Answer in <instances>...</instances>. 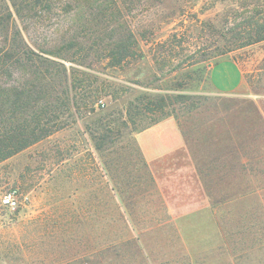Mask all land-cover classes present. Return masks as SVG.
<instances>
[{"label":"rangeland","instance_id":"1","mask_svg":"<svg viewBox=\"0 0 264 264\" xmlns=\"http://www.w3.org/2000/svg\"><path fill=\"white\" fill-rule=\"evenodd\" d=\"M38 1L0 0V72L13 49L28 45L64 62L69 81L77 68L84 86L53 121L60 130L0 163V264H264V40L229 49L233 36L223 28L244 0ZM128 33L142 53L110 67L103 43ZM192 52L200 60L193 66ZM224 58L244 70L232 96L197 71ZM11 64L14 76L3 83L21 74ZM104 85L102 109L87 111L84 99ZM158 92L198 96L176 102L177 117L162 121L175 118L185 132L199 179L189 183L200 191L184 180L160 188L153 174L136 181L117 169L134 152L127 132L138 128L137 140L152 113L119 130L110 156L117 174H104L97 124ZM13 190L15 208L3 201ZM119 212L125 220L114 222Z\"/></svg>","mask_w":264,"mask_h":264},{"label":"trees","instance_id":"2","mask_svg":"<svg viewBox=\"0 0 264 264\" xmlns=\"http://www.w3.org/2000/svg\"><path fill=\"white\" fill-rule=\"evenodd\" d=\"M36 1V3H40V1ZM239 5L241 10L238 8L237 13L233 14L231 20L223 27H228L229 33L233 36L232 41L227 44L229 49L245 47L264 40V0H244ZM101 50L105 52L104 57L109 59L110 67L121 64L124 59L130 56L142 53L139 39L133 33L122 35L116 39L111 37L109 42L103 43ZM46 53L69 59L55 52ZM194 56L195 54L192 52L191 58H188V61H196L190 63L192 66L200 62ZM9 61L13 62L11 65H15V69H19L21 74L15 78L14 82L3 83V77H13L15 73V70L7 68ZM25 61L28 63L27 65L24 64ZM209 65L211 64L199 65L197 69L198 72L202 73L201 77H205L208 82H210ZM67 69L64 62L40 54L29 48L28 45L19 50L13 49L4 58V67L0 72V163L51 136L63 127V124L55 125L53 121H57L55 118H61L59 115V113H63L61 111L72 110L75 106L76 96L84 86L79 77V70L71 66V80L69 81ZM104 89H106L105 85L103 89L100 88L99 91L97 89L95 94L88 95L84 99L82 105L87 111L94 113L97 106L102 109L103 106L99 101L107 96L101 92ZM98 92L101 93L98 95ZM195 97L198 96L188 93H180L176 96L160 92L155 94L144 93L127 104L125 113L122 112L112 120L108 119L109 116L107 119H102L103 121L101 120L97 124L98 130H100L99 134L94 131L93 138L96 148L103 158L104 174L106 176L117 174L110 161L112 160L110 156L113 153V147L119 142L120 134L124 133L122 131L130 128V122L136 123L138 115L145 113L158 115L153 122L143 128L146 129L171 115L177 117L175 108L170 107L176 102L186 104L187 101L193 100ZM173 98L175 101L171 100ZM120 129L122 131H119ZM135 130L127 132L130 142L135 144L134 152L129 151L125 157L126 162L121 166L119 163L117 169L122 170L123 174L128 176L137 174L133 176L136 181H139L143 176L148 178V175L154 181L142 150L136 138L132 137ZM181 131L183 130L181 129ZM182 133L185 135V132ZM137 165L141 169L143 167L142 173H139L135 168ZM104 187L107 188L108 184L106 183ZM111 189L114 190V186ZM124 217V212H119L112 217V220L114 222L122 221L125 220Z\"/></svg>","mask_w":264,"mask_h":264},{"label":"crops","instance_id":"3","mask_svg":"<svg viewBox=\"0 0 264 264\" xmlns=\"http://www.w3.org/2000/svg\"><path fill=\"white\" fill-rule=\"evenodd\" d=\"M210 87L218 94L232 96L244 87V70L235 58L220 59L209 65ZM144 158L161 186L184 180L193 192L191 183L198 184V172L193 156L175 118L160 121L137 136ZM199 187V186H198Z\"/></svg>","mask_w":264,"mask_h":264},{"label":"built area","instance_id":"4","mask_svg":"<svg viewBox=\"0 0 264 264\" xmlns=\"http://www.w3.org/2000/svg\"><path fill=\"white\" fill-rule=\"evenodd\" d=\"M3 201L6 205L11 207H17L18 206V199H17V191L13 190L9 193L4 195Z\"/></svg>","mask_w":264,"mask_h":264}]
</instances>
